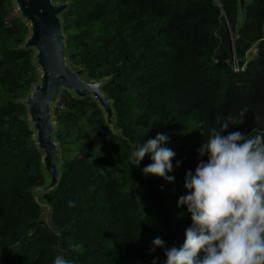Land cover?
<instances>
[{
    "label": "trees",
    "instance_id": "trees-1",
    "mask_svg": "<svg viewBox=\"0 0 264 264\" xmlns=\"http://www.w3.org/2000/svg\"><path fill=\"white\" fill-rule=\"evenodd\" d=\"M53 1L68 3L67 62L88 80L109 77L101 90L115 131L92 96L60 91L59 179L40 192L48 224L33 191L47 183L42 152L21 101L39 76L34 50L21 46L29 26L10 16L13 0H0V264H52L57 255L73 264H161L164 250L151 251V241L160 235L178 247L191 223L177 200L204 138L193 127L203 122L206 134L244 111L225 134L264 130V0H245L241 21L237 0ZM157 133L175 152L173 182L142 174L148 154L130 165L135 145Z\"/></svg>",
    "mask_w": 264,
    "mask_h": 264
},
{
    "label": "clouds",
    "instance_id": "clouds-1",
    "mask_svg": "<svg viewBox=\"0 0 264 264\" xmlns=\"http://www.w3.org/2000/svg\"><path fill=\"white\" fill-rule=\"evenodd\" d=\"M243 112L218 118V127L206 134L203 122L193 127L204 138L197 149L198 163L184 176L186 193L177 200L191 223L178 247H165L160 235L151 241V251L164 250L161 264H264V130L256 135L225 134L229 124L242 123ZM168 140L167 134L157 133L138 142L129 155L130 165L139 167L148 154L151 163L142 174L173 182L174 176L167 173L173 170L175 152L165 146ZM52 264L73 261L57 255ZM151 264H158V258Z\"/></svg>",
    "mask_w": 264,
    "mask_h": 264
},
{
    "label": "water",
    "instance_id": "water-1",
    "mask_svg": "<svg viewBox=\"0 0 264 264\" xmlns=\"http://www.w3.org/2000/svg\"><path fill=\"white\" fill-rule=\"evenodd\" d=\"M219 4V1L216 0ZM21 16L29 23V35L22 46L34 48L33 60L40 69L38 82L32 84L29 93L21 100L27 106L30 126L34 129V140L41 150V162L47 175V183L36 187L45 192L55 187L59 179L58 144L53 138V115L51 105L56 102L62 89L77 97L92 96L104 113L105 122L113 130L114 111L111 100L101 90L109 79L102 77L88 80L83 68L72 66L66 60L65 34L62 31L61 13L67 2L53 0H13ZM238 18L241 21L245 0H237ZM228 26V24H227ZM228 31L230 29L228 26ZM37 201L38 198L36 197Z\"/></svg>",
    "mask_w": 264,
    "mask_h": 264
},
{
    "label": "rangeland",
    "instance_id": "rangeland-1",
    "mask_svg": "<svg viewBox=\"0 0 264 264\" xmlns=\"http://www.w3.org/2000/svg\"><path fill=\"white\" fill-rule=\"evenodd\" d=\"M19 15V10L17 9V7L15 6V4H14V7H13V11L10 13V16H14V15ZM60 17H61V15H60ZM61 22H62V18H61ZM27 24H28V26H29V23L27 22ZM26 39V38H25ZM25 41V40H24ZM24 43V42H23ZM23 43L21 44V46L23 45ZM33 50H34V48H32ZM34 53H35V50H34ZM255 53V49L254 48H252L251 49V52H249L248 53V56H251V55H253ZM34 55V54H33ZM32 62L34 63V60H33V56H32ZM35 64V63H34ZM36 68H37V71H38V74L40 73V69H39V67L36 65ZM38 78H39V76H38ZM36 82H38V79H37V81ZM71 92V91H70ZM59 96V95H58ZM58 96H57V99H56V101L58 100ZM55 105V103H53L52 105H51V111H52V115H53V106ZM103 115H104V113H103ZM53 127L55 128V122L53 121ZM33 129V128H32ZM54 130V129H53ZM33 131H34V129H33ZM53 137H54V131H53ZM33 137H34V134H33ZM54 141H56L57 142V144H58V152H59V163L61 162V159H60V147H59V143H58V141L54 138ZM78 144L79 145H81V146H85L84 144L85 143H81L80 141L78 142ZM72 154H74V152L72 153ZM59 163H58V165H59ZM57 165V166H58ZM36 190V188H34L33 189V191H34V193H35V196L39 199V204L41 205V207L43 208V218H44V220L48 223V224H50V209H49V207H48V205L46 204V203H44V201H42V200H40V192H37V191H35Z\"/></svg>",
    "mask_w": 264,
    "mask_h": 264
}]
</instances>
